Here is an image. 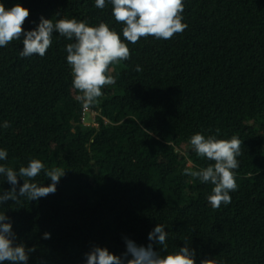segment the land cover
Segmentation results:
<instances>
[{
	"label": "trees",
	"instance_id": "trees-1",
	"mask_svg": "<svg viewBox=\"0 0 264 264\" xmlns=\"http://www.w3.org/2000/svg\"><path fill=\"white\" fill-rule=\"evenodd\" d=\"M0 3L29 10L25 31L41 16L75 18L103 21L123 39L108 0L103 9L95 0ZM184 5L183 33L125 41L130 58L110 66L115 83L91 106L96 126L79 122L82 103L65 51L72 41L54 32L43 57H21L22 40L0 48V125H11L0 127V148L8 153L0 163L17 171L30 157L45 169L66 165L54 194L0 206L18 242L36 246L28 264H85L94 245L120 255L125 237L146 246L156 224L165 226L170 251L190 239L196 264L213 257L264 264V0ZM63 94L69 112L61 109ZM197 132L242 141L238 188L219 209L207 200L212 185L184 174L212 163L190 145ZM180 139L183 153L175 146ZM87 151L92 155L82 161ZM34 182L51 183L44 171ZM10 187L0 176V188Z\"/></svg>",
	"mask_w": 264,
	"mask_h": 264
},
{
	"label": "clouds",
	"instance_id": "clouds-1",
	"mask_svg": "<svg viewBox=\"0 0 264 264\" xmlns=\"http://www.w3.org/2000/svg\"><path fill=\"white\" fill-rule=\"evenodd\" d=\"M112 6L115 21L122 25V36L114 28L103 21L89 25L75 18L40 17L35 28L25 31L22 27L30 12L20 3L6 8L0 3V48L6 47L12 41L22 40L21 57L37 55L43 57L52 45L53 33L72 41L65 47L66 60L70 66L72 87L78 91L77 99L83 107L88 108L99 103L102 89L115 83L110 74V66L130 58V44H137L141 38L154 37L158 40H168L183 33L188 25L184 22V0H108ZM106 0H95V6L103 9ZM59 15V13L57 14ZM135 70L142 71L137 65ZM11 125L4 121L0 127L5 129ZM242 141L233 135L228 139L217 138L197 132L190 137V145L197 156L206 158L212 163L197 169L185 168L184 174L211 184V193L207 196L213 209L231 203L230 192L238 188L236 169L239 167ZM6 149L0 148V161L6 160ZM44 171L51 181L48 185L34 182ZM65 175V168L52 167L45 169V164L38 158L30 157L18 171L13 167L0 163V176L11 187L0 188V206L8 201H18L25 197L35 201L54 194L60 178ZM23 183H19V179ZM168 233L165 226L156 224L148 233L149 243L139 245L132 239L124 238L125 251L116 255L106 247L92 246L86 252L85 264H196L195 251L189 245L190 239H184V246L169 250ZM44 239H50L48 232L43 233ZM157 245L158 249L153 245ZM36 246H26L18 242L13 231L12 222L5 212H0V264H28L29 256ZM199 264H227L223 259L215 257L202 258Z\"/></svg>",
	"mask_w": 264,
	"mask_h": 264
},
{
	"label": "rangeland",
	"instance_id": "rangeland-1",
	"mask_svg": "<svg viewBox=\"0 0 264 264\" xmlns=\"http://www.w3.org/2000/svg\"><path fill=\"white\" fill-rule=\"evenodd\" d=\"M112 75H114V72L112 73ZM67 97V94H63L62 95V100H61V109L64 110L65 112H69V108L67 106V104L65 103V98ZM82 105V104H81ZM89 120V119H87ZM74 124V123H73ZM72 132V130H70ZM176 146V150H179V152L183 153L185 147H184V143L183 141L180 139L177 141V143L175 144ZM90 151H87L85 156L81 158V160H89V158L91 157L92 153H89ZM190 165H193L192 163H189ZM54 167H61V168H65L66 169V165L64 164H57L54 165Z\"/></svg>",
	"mask_w": 264,
	"mask_h": 264
},
{
	"label": "built area",
	"instance_id": "built-area-1",
	"mask_svg": "<svg viewBox=\"0 0 264 264\" xmlns=\"http://www.w3.org/2000/svg\"><path fill=\"white\" fill-rule=\"evenodd\" d=\"M97 115V111L92 107L85 108L81 105V113L79 122L83 126H96L95 117ZM89 119V120H87Z\"/></svg>",
	"mask_w": 264,
	"mask_h": 264
}]
</instances>
